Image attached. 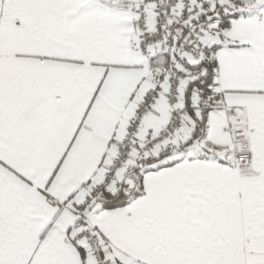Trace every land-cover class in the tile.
<instances>
[{"label":"snow or ice","instance_id":"6c2138e0","mask_svg":"<svg viewBox=\"0 0 264 264\" xmlns=\"http://www.w3.org/2000/svg\"><path fill=\"white\" fill-rule=\"evenodd\" d=\"M0 264H264V0H0Z\"/></svg>","mask_w":264,"mask_h":264}]
</instances>
